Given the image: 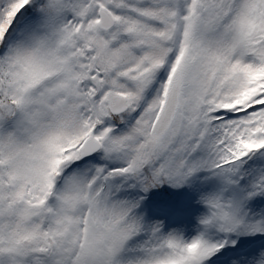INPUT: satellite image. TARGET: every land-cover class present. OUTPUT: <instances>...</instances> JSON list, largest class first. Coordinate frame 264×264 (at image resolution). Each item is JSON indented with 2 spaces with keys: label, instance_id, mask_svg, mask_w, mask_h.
I'll use <instances>...</instances> for the list:
<instances>
[{
  "label": "snow or ice",
  "instance_id": "6c2138e0",
  "mask_svg": "<svg viewBox=\"0 0 264 264\" xmlns=\"http://www.w3.org/2000/svg\"><path fill=\"white\" fill-rule=\"evenodd\" d=\"M0 264H264V0H0Z\"/></svg>",
  "mask_w": 264,
  "mask_h": 264
}]
</instances>
